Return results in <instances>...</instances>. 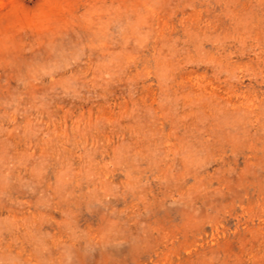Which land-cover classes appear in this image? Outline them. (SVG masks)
<instances>
[{"label": "rangeland", "instance_id": "rangeland-1", "mask_svg": "<svg viewBox=\"0 0 264 264\" xmlns=\"http://www.w3.org/2000/svg\"><path fill=\"white\" fill-rule=\"evenodd\" d=\"M0 264H264V0H0Z\"/></svg>", "mask_w": 264, "mask_h": 264}]
</instances>
